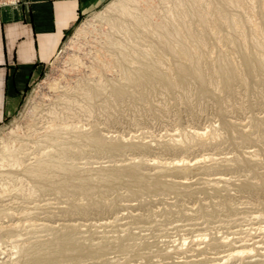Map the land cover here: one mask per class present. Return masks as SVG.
<instances>
[{"label":"rangeland","instance_id":"374dc122","mask_svg":"<svg viewBox=\"0 0 264 264\" xmlns=\"http://www.w3.org/2000/svg\"><path fill=\"white\" fill-rule=\"evenodd\" d=\"M169 1L108 0L82 15L33 68L15 109L8 110L0 97V260L5 264H37L27 248L67 230L83 249L44 264H264V0ZM129 12L149 14V22L136 24ZM113 20L129 24L127 30L114 29ZM168 24L184 39L180 45L159 33ZM195 62L208 80L204 84L191 74L179 77ZM224 63L235 68L227 83L221 76ZM117 86L125 88L119 99L113 94ZM56 123L68 126L60 135L70 141L68 154L51 140L59 135L48 133ZM72 127L95 132L105 146L79 142ZM11 139L15 142H4ZM6 145L23 158L20 168ZM48 154L75 167L70 181L85 177L89 191L34 192L37 180L27 170ZM118 171L121 175L113 176ZM55 172L56 180L64 175ZM234 249L242 253L230 256Z\"/></svg>","mask_w":264,"mask_h":264},{"label":"bare ground","instance_id":"6f19581e","mask_svg":"<svg viewBox=\"0 0 264 264\" xmlns=\"http://www.w3.org/2000/svg\"><path fill=\"white\" fill-rule=\"evenodd\" d=\"M123 1V0H122ZM130 1V0H129ZM133 1V0H132ZM136 1V0H135ZM145 1V0H144ZM164 1V0H163ZM169 1V0H168ZM185 1H187V0H185ZM184 1V2H185ZM193 1H195V0H193ZM207 1V0H206ZM210 2H211V0H209ZM226 1V0H225ZM225 1H223V2H225ZM231 1H234V0H231ZM238 1V0H237ZM236 1V2H237ZM240 1V0H239ZM117 2H119V1H117ZM140 2V1H139ZM170 3H171V1H169ZM192 2V1H191ZM215 2V1H214ZM125 3L126 2H122L121 3V8H123V10H126V11H128L129 9H128V7L127 6H125ZM164 3V2H163ZM179 3V2H178ZM188 3V2H187ZM190 3V2H189ZM194 3V2H193ZM201 3V2H200ZM205 3H208V2H205ZM179 4H181V3H179ZM185 4V3H184ZM229 4H233V2L232 3H229ZM235 4V3H234ZM233 4V5H234ZM114 5V4H113ZM112 5V6H113ZM127 5V4H126ZM166 5H167V3H166ZM187 5V4H186ZM193 6H195L194 4H192ZM200 5V4H199ZM202 5V4H201ZM208 5V4H207ZM207 5H206V7H207ZM215 5V4H214ZM213 5V6H214ZM223 5V4H222ZM225 5H226V2H225ZM118 6H120V5H118ZM131 6V5H130ZM154 6V5H153ZM177 6H180V8H181V5H178L177 4ZM183 6V5H182ZM111 7V6H110ZM158 7V6H157ZM172 7V6H171ZM185 7V6H184ZM205 7V8H206ZM234 7V6H233ZM118 8V10H119V7H117ZM144 8V7H143ZM167 8V7H166ZM179 8V9H180ZM201 8H203V7H201ZM211 7L209 6V9H210ZM226 8V7H225ZM231 8V7H230ZM116 9V8H115ZM145 9V8H144ZM160 9V8H159ZM159 9H157V11H159ZM165 9V8H164ZM213 10H214V7L212 8ZM219 9H220V7H219ZM113 10H114V8H113ZM167 10V9H166ZM182 10H184L183 8H182ZM189 10V9H188ZM223 10H224V8H223ZM169 11V10H168ZM174 11V10H173ZM185 11V10H184ZM205 11H207V10H205ZM204 11V12H205ZM210 11V13H211V10H209ZM219 11V10H218ZM225 11V10H224ZM110 12V11H109ZM165 12V11H164ZM189 12H191V11H189ZM113 13H115V12H113ZM126 13V12H125ZM130 13V15L134 18V20L136 21V24H140V22L141 21H143V20H145V21H148L149 22V18H150V16H149V14L148 15H142V14H140V13H137V12H133V13H131V12H129ZM197 13V12H196ZM207 13V12H206ZM209 13V14H210ZM219 13V12H218ZM172 14V13H171ZM187 14V13H186ZM193 14V13H192ZM205 14V13H204ZM124 15H126V14H124ZM162 15V14H161ZM185 15V14H184ZM207 15V14H206ZM223 15V14H222ZM221 15V16H222ZM119 16V13L117 14V17ZM166 16V15H165ZM171 16V15H170ZM186 16V15H185ZM194 16H197V15H194ZM199 16V15H198ZM198 16H197V18H198ZM209 16V15H208ZM116 17V16H115ZM213 17H214V15H213ZM219 17H220V15H219ZM236 17V16H235ZM120 18V17H119ZM171 18V17H170ZM182 18V17H181ZM185 18V17H184ZM206 18V17H205ZM207 18H209V17H207ZM221 18V17H220ZM122 19V18H121ZM121 19H120V21H121ZM163 19V18H162ZM188 19H189V17H188ZM187 19V20H188ZM194 19H196V18H194ZM238 19H239V17H238ZM243 19V17L241 18V20ZM112 20V19H111ZM111 20H110V22H111ZM171 20V19H170ZM173 20V19H172ZM171 20V21H172ZM177 20V19H176ZM182 20V19H181ZM207 20V19H206ZM205 20V21H206ZM221 20V19H220ZM169 21V20H168ZM169 22V23H172V22ZM175 21V20H174ZM174 21H173V23H174ZM186 21V20H185ZM196 21V20H195ZM194 21V22H195ZM202 21H203V19H202ZM217 21V20H216ZM236 21V20H235ZM244 21V20H243ZM125 22V21H124ZM128 22V21H127ZM167 22V21H166ZM176 22V21H175ZM187 22H189V21H187ZM207 22V21H206ZM205 22V23H206ZM211 22V21H210ZM219 21H217L216 23H218ZM226 22V21H225ZM251 22V21H250ZM113 23H114V20H113ZM113 23H111V25L113 24ZM126 23V22H125ZM125 23H114L113 24V28L114 29H117V31H119L120 29L122 30L123 29V31L124 30H127V26H129V24H127V26H125L124 24ZM179 23V22H178ZM131 24V23H130ZM151 24H152V22H151ZM181 24V23H180ZM220 24H221V21H220V23H219V27H220ZM223 24V23H222ZM227 24H229V23H227ZM236 22H232V26H236ZM256 24V23H255ZM142 25H143V23H142ZM142 25H140V27H142ZM145 25H147V24H145ZM153 25V24H152ZM182 25V24H181ZM184 25H185V23H184ZM189 25H191L190 23H189ZM194 25V24H193ZM204 25V24H203ZM209 25V24H208ZM217 25V24H216ZM132 26V25H131ZM130 26V27H131ZM149 26H151L150 25V23H149ZM192 26V25H191ZM211 26V25H210ZM241 26V25H240ZM170 27V25L168 24V25H163L162 26V28H161V31L159 32L161 35H163V37L164 38H170V39H173V41L177 44V45H180L181 43H182V41L184 40H181V38H179V37H177L176 35H174V32H172V30L169 28ZM175 27V26H174ZM183 27V26H182ZM188 27V26H187ZM239 27V26H238ZM242 27V26H241ZM240 27V28H241ZM244 27V26H243ZM258 27V26H257ZM256 27V28H257ZM132 28V27H131ZM136 28H138V27H136ZM142 28H144V27H142ZM172 28V27H171ZM189 28H190V26H189ZM204 28V27H203ZM255 28V27H254ZM111 29H112V27H111ZM134 29V28H133ZM132 29V30H133ZM139 29V28H138ZM146 29V28H145ZM175 29V28H174ZM173 29V30H174ZM188 29V28H187ZM113 30V29H112ZM130 30V29H129ZM184 30H185V28H184ZM193 30V29H192ZM237 30V29H236ZM140 31V30H139ZM143 30H141V32H142ZM178 31H179V28H178ZM183 31V30H182ZM200 31H202V30H200ZM203 31H205V30H203ZM83 32H85V31H83ZM125 32V31H124ZM136 32H137V30H136ZM150 32V31H149ZM152 32H154V31H152ZM193 32V31H192ZM116 33H118V32H116ZM129 33V32H128ZM140 33V32H139ZM155 33V32H154ZM187 33H189V32H187ZM187 33H185V34H187ZM194 33H195V31H194ZM203 33V32H202ZM112 34V33H111ZM115 34V33H114ZM122 34V33H121ZM120 34V35H121ZM158 34V33H157ZM157 34H155L156 36H157ZM176 34V33H175ZM196 34V33H195ZM199 34H200V32H199ZM109 35L110 34H108V37H109ZM118 35H119V33H118ZM134 35H137V33L136 34H134ZM189 35V34H188ZM190 35H191V33H190ZM197 35H198V33H197ZM203 35V34H202ZM153 36V35H152ZM159 36V35H158ZM186 36V35H185ZM208 36V35H207ZM114 37H115V35H114ZM130 37V36H129ZM190 37V36H189ZM202 37V36H201ZM200 37V38H201ZM110 38V37H109ZM116 38H117V35H116ZM155 38H157L158 39V37H155ZM183 38V37H182ZM192 38H193V34H192ZM112 39H113V37H112ZM188 39V37L186 38V40ZM191 39V38H190ZM190 39H188V40H190ZM194 39V38H193ZM203 39V38H202ZM205 39V38H204ZM158 40H160V39H158ZM117 41V40H116ZM128 41V40H127ZM134 41V40H133ZM162 41V40H161ZM164 41V40H163ZM162 41V42H163ZM201 41V40H200ZM114 42H115V40H114ZM113 42V43H114ZM122 42V41H121ZM124 43H125V41H123ZM122 42V43H123ZM129 42V41H128ZM131 42V41H130ZM172 42V41H171ZM189 42V41H188ZM197 42H198V39H197ZM105 43H108L107 41L105 42ZM112 43V42H111ZM132 43V42H131ZM134 43V42H133ZM189 43H191V42H189ZM201 43V42H200ZM121 44V43H120ZM156 44V43H155ZM159 44H160V42H159ZM187 44V43H186ZM110 45V44H109ZM123 45V44H122ZM131 45V44H130ZM157 45V44H156ZM113 46V45H112ZM163 45H161L160 47H162ZM189 46V45H188ZM194 46V45H193ZM204 46V45H203ZM203 46H201V49H202V47ZM118 47H120V46H118ZM123 47V46H122ZM152 47V46H151ZM151 47H149V48H151ZM154 47V46H153ZM157 47H159V46H157ZM166 47V46H165ZM179 47V46H178ZM177 47V48H178ZM198 47H200V46H198ZM115 48H116V46H115ZM148 48V47H147ZM195 48H197V46H195ZM135 49V48H134ZM155 49V48H154ZM168 49H169V47H168ZM180 49V48H179ZM184 49V48H183ZM186 49V48H185ZM205 49V48H204ZM246 49V48H245ZM132 50V49H131ZM152 50V49H151ZM150 50V51H151ZM161 50V49H160ZM182 50V49H181ZM190 50V49H189ZM193 51H194V49H192ZM196 50V49H195ZM141 51V50H140ZM157 52H158V50H156ZM173 51H177L176 50V48L174 47V49H173ZM196 51H198V49L196 50ZM139 52V51H138ZM178 52V51H177ZM177 52H176V54H177ZM179 52H181V51H179ZM190 52H192V51H190ZM195 52V51H194ZM204 52V51H203ZM249 52V51H248ZM156 53V52H155ZM244 53H246V52H244ZM158 54V53H157ZM189 54H191V53H189ZM203 54V53H202ZM156 55V54H155ZM182 55H184V54H182ZM199 55V54H198ZM198 55H196V57L198 56ZM247 55V54H246ZM177 56V55H176ZM180 56H181V54H180ZM185 56H187V55H185ZM206 56V55H205ZM204 56V57H205ZM127 57V56H126ZM161 57V56H160ZM175 57V56H174ZM182 57V56H181ZM242 57H243V55H242ZM195 58V57H194ZM198 58V57H197ZM199 58H201V56L199 57ZM198 58V59H199ZM206 58V57H205ZM259 58H261V57H259ZM98 59V58H97ZM183 59H184V57H183ZM133 60V59H132ZM146 60V59H145ZM157 60V59H156ZM156 60L154 61V63L156 62ZM161 60V59H160ZM178 60V59H177ZM176 60V61H177ZM186 60H188V59H186ZM192 60V59H191ZM194 60V59H193ZM192 60V61H193ZM205 60V59H204ZM229 60V59H228ZM233 60V59H232ZM151 61H153V59L151 60ZM175 61V62H176ZM201 61V60H200ZM217 61V60H216ZM225 61V60H224ZM231 61V60H230ZM246 61H247V63H248V58H247V56H246ZM113 62V61H112ZM142 62V61H141ZM157 62H159V61H157ZM161 62H162V60H161ZM179 63H180V59H179ZM191 63V62H190ZM203 63V62H202ZM214 63V65L216 64V62H213ZM222 63V62H221ZM234 63V62H233ZM113 64V63H112ZM135 64V63H134ZM143 64V63H142ZM153 64V63H152ZM175 64H177V63H175ZM181 64V63H180ZM225 64V63H224ZM253 64V63H252ZM109 65V64H108ZM154 65V64H153ZM162 65V64H161ZM216 65H218V64H216ZM215 65V66H216ZM223 65V64H222ZM248 66H247V69H248V71L249 72H251L252 70H253V67L250 65V63H248L247 64ZM145 66V65H144ZM159 66V65H158ZM142 67V66H141ZM149 67L150 66H148L147 68L149 69ZM155 67V66H154ZM161 67V66H160ZM187 67V66H186ZM236 67V66H235ZM255 67V66H254ZM151 68H153V67H151ZM184 69L180 72V74H179V77H180V79H183L185 76H187L188 74H191V75H194L198 80H199V82H201V83H206V81H208V80H206L205 79V77H204V75H203V72H202V70H203V68H202V70H201V67H200V64H199V62H195L193 65H192V67L188 70V69H185V67H183ZM218 68H219V66H218ZM177 70H178V68H176ZM205 69V68H204ZM234 65L232 66V64H225V67L223 66V69H222V79L227 83V82H230L232 79H233V77H234V75H235V71H234ZM145 70V69H144ZM154 70H156V69H154ZM157 70H159V69H157ZM156 70V71H157ZM148 71V70H147ZM175 71V70H174ZM257 71H258V69H257ZM120 72V71H119ZM177 71H175V73H176ZM256 72V71H255ZM264 72V71H263ZM138 73V72H137ZM160 73V72H159ZM262 73V72H261ZM177 74V75H178ZM205 74V73H204ZM250 74V73H249ZM255 74V73H254ZM158 75V74H157ZM172 75V74H171ZM212 75H213V73H212ZM217 75V74H216ZM140 77H142V75H140ZM160 77H161V80L166 84V85H173V82H171V81H169V80H167L168 79V77H167V79H165V77H163L162 76V73H161V75H160ZM169 77H170V75H169ZM175 77H177V76H175ZM218 77V76H217ZM158 78V77H157ZM171 78V77H170ZM178 78V77H177ZM186 78V77H185ZM192 78V77H191ZM208 78V77H207ZM159 79V78H158ZM176 79V78H175ZM190 79V78H189ZM217 79V78H216ZM172 80H173V78H172ZM187 80V79H186ZM156 82V81H155ZM174 82H175V80H174ZM179 82V81H178ZM131 83V82H130ZM130 83H128V84H130ZM152 83V82H151ZM175 83H177V82H175ZM174 83V84H175ZM184 83V82H183ZM189 83V82H188ZM108 84H109V82H108ZM118 84V83H117ZM120 84V83H119ZM160 84V83H159ZM209 84V83H208ZM113 86V85H112ZM177 86V85H176ZM185 86V85H184ZM170 87V86H169ZM230 87V86H229ZM130 89V88H129ZM111 90V89H110ZM114 96H116V98H118L119 99V97H121L122 96V94L125 92V88L124 87H121V86H117V87H115L114 88ZM134 91V90H133ZM99 92V91H98ZM201 94V93H200ZM88 95H89V99H92L93 97H94V95H93V93L91 92V93H88ZM126 95V94H125ZM113 96V97H114ZM123 97H125L124 95H123ZM115 98V97H114ZM72 102V101H71ZM74 102V101H73ZM83 102H86V101H83ZM79 103V102H78ZM77 103V104H78ZM73 104V103H72ZM71 104V105H72ZM76 104V103H75ZM87 104H89V103H87ZM69 105V104H68ZM83 105V104H82ZM94 105V104H93ZM92 105V106H93ZM80 107V106H79ZM85 107V105H83V107H81L82 109ZM85 109V108H84ZM83 109V110H84ZM87 109V108H86ZM89 109V108H88ZM91 110H93L92 108H91ZM54 112V111H53ZM65 112V111H64ZM52 113V112H51ZM56 113V112H55ZM54 113V114H55ZM69 113V112H68ZM57 114V113H56ZM67 114V113H66ZM65 114V115H66ZM90 114V113H89ZM58 115V114H57ZM57 115H56V117H57ZM64 116V115H63ZM61 117H62V115H61ZM50 119V118H49ZM56 120H57V118H55ZM51 120H52V118H51ZM54 123V122H53ZM53 123H51V124H53ZM62 123H64L63 121H62ZM55 124V123H54ZM57 124V123H56ZM59 124V125H58ZM57 125H53L52 127H51V132H48V133H53L54 135L56 134V135H59V138H60V135L61 134H64L66 131H68V126H64V124H61L60 125V123H58ZM34 125V124H33ZM69 125V124H68ZM36 126V125H35ZM35 126H33V127H35ZM49 126V125H48ZM74 126V125H73ZM69 128H70V126H69ZM73 128V127H72ZM74 130L73 131H75L77 128H73ZM95 129V128H94ZM34 131H32V132H35V129H33ZM72 130V129H71ZM38 131V130H37ZM22 132V131H21ZM44 132V131H43ZM76 132V139L80 142H82V141H88V142H90V143H98L99 144V142H103L104 141V139H102V137H99L95 132H92V133H84V132H82V131H78V129L75 131ZM85 132H88V131H85ZM48 133H46V134H48ZM68 133H70V132H68ZM67 133V134H68ZM197 133V132H196ZM199 133V132H198ZM202 133V132H201ZM24 134L22 133V134H19V137H21V136H23ZM31 136V135H30ZM45 136V135H44ZM68 136H70V135H68ZM203 136V135H202ZM24 137V136H23ZM33 137V136H32ZM45 137H47V136H45ZM56 137V136H55ZM64 137V136H63ZM63 137H61V138H63ZM74 137V136H73ZM27 138H29V137H27ZM58 137L57 138H51V140H53V142H55V146H57V148H58V150L61 152V153H63V154H68L71 150V148H70V146L71 145H69V143L68 142H70L69 140H62L61 138V140L59 139ZM66 138H67V136H66ZM74 138V139H75ZM30 139V138H29ZM73 139V140H74ZM22 140H23V138H22ZM45 140V139H44ZM43 140V141H44ZM73 140H71V141H73ZM78 141H76V142H78ZM4 142H15V139H11V140H9V141H5L4 140ZM27 142V141H26ZM30 142V141H29ZM36 142H38V141H36ZM52 142V143H53ZM85 142V143H86ZM107 142H109V141H107ZM75 143V142H74ZM92 143V144H93ZM10 145H11V143H9ZM13 144V143H12ZM40 144V143H39ZM95 145H97V144H95ZM100 145V144H99ZM103 145H104V142H103ZM109 144H107V146H108ZM115 145V144H114ZM5 146V145H4ZM100 146H102V145H100ZM105 146V145H104ZM112 146H113V144L111 143V149H112ZM116 146H117V143H116ZM113 147H115V146H113ZM100 148H102V147H100ZM108 148V147H107ZM6 151H7V153H8V155H9V157H11V161H12V163H13V165L14 166H19V165H21V159H23V158H19L18 157V154H19V152H18V154H16V151L14 150V149H12V148H10L9 146H7L6 145ZM16 149V148H15ZM109 149V148H108ZM114 149V148H113ZM20 150V149H19ZM57 150V149H56ZM18 151V150H17ZM21 152V151H20ZM48 156H49V154H48ZM37 162L35 163V165L33 166V167H31L29 170H27L29 173H31L32 174V176H34L35 178H36V180H37V186H36V188H34L33 189V191L35 192V190L37 191L38 190V188L39 189H56V190H59V192H61V193H65V192H70V191H73V192H88L89 191V189H88V187H87V182H86V180H85V177H84V179H80L79 181L77 180V179H75V180H77L78 182L77 183H72L71 181H70V177H71V175L76 171V168L75 167H73V166H70V165H67V164H65V163H63V162H61V161H59V160H57L56 158L54 159V157H51V155L49 156V157H46V158H43V159H40L39 158V160H36ZM24 162V161H23ZM2 164V163H1ZM3 166H5V165H8V160H4L3 161V164H2ZM72 165V164H71ZM13 166V167H14ZM29 166H32V165H29ZM10 167V166H9ZM23 167H24V165H23ZM131 167V166H130ZM16 168V167H15ZM19 168H20V166H19ZM112 169V168H111ZM110 169V170H111ZM113 170V169H112ZM115 170H116V168H115ZM55 171H61V173H63L64 175H63V177H60L58 180H56L57 178H55L54 176L56 175H54V172ZM79 171V170H78ZM121 171V170H120ZM120 171H118V172H116V174H114L113 176H120L121 175V172ZM128 171V170H127ZM135 171V170H134ZM28 172H26V173H28ZM113 172V171H112ZM111 172V173H112ZM123 172V171H122ZM126 172V171H125ZM132 172H133V170H132ZM25 173V172H24ZM55 173H58V172H55ZM80 173V172H79ZM102 173V172H101ZM115 173V172H114ZM128 173V172H127ZM60 174V173H59ZM81 174H83V173H81ZM80 175V174H79ZM84 175V174H83ZM90 175V174H89ZM88 175V176H89ZM128 175H130L129 173H128ZM98 176H100V174L98 175ZM75 177V176H74ZM77 177H78V175H77ZM80 177H81V175H80ZM110 177H112V176H110ZM122 177V176H121ZM130 177V176H129ZM135 177V176H134ZM138 177V176H137ZM136 177V178H137ZM34 178V179H35ZM55 178V179H54ZM103 178V177H102ZM106 178V177H105ZM128 178V177H127ZM142 178V177H141ZM91 179V178H90ZM99 179H101V178H99ZM109 179V178H108ZM92 180V179H91ZM103 180V179H102ZM131 180V179H130ZM99 181H101V180H99ZM105 181V180H104ZM107 181V180H106ZM110 181H111V179H110ZM120 181V180H119ZM108 182V181H107ZM114 182V181H113ZM132 182V181H131ZM135 182H137V181H135ZM141 182H142V180H141ZM148 182V181H147ZM152 182V181H151ZM155 182V181H154ZM157 182V181H156ZM96 183H98V182H96ZM101 183H103V182H101ZM109 183V182H108ZM112 183V182H111ZM114 183H116V182H114ZM140 183V182H139ZM146 183V182H145ZM144 183V184H145ZM98 184H100V183H98ZM104 184H105V182H104ZM110 184V183H109ZM157 184V183H156ZM93 185V184H92ZM91 185V186H92ZM116 185H118V184H116ZM128 185V184H127ZM134 185V184H133ZM142 185V184H141ZM140 185V186H141ZM94 186V185H93ZM106 186V185H105ZM111 186V185H110ZM113 186H115V184L113 185ZM139 186V187H140ZM146 186H147V184H146ZM151 186V185H150ZM150 186H147L148 188L150 187ZM155 186V185H154ZM31 187V186H30ZM95 187V186H94ZM103 187V186H102ZM109 187V186H108ZM136 187H137V185H136ZM156 188H160V185L159 184H157L156 186H155ZM104 188V187H103ZM106 188H107V186H106ZM115 188V187H114ZM113 189V188H112ZM136 189H138V187L136 188ZM161 189V188H160ZM97 190V189H96ZM32 191V192H33ZM99 191V190H98ZM130 191H131V187H130ZM31 192V193H32ZM99 192H101V191H99ZM27 193H29V192H27ZM31 193H29V194H31ZM60 193V194H61ZM132 193H134V192H132ZM136 193V192H135ZM134 193V194H135ZM70 194V193H69ZM75 209V208H74ZM85 209V208H84ZM2 228V227H1ZM69 228V227H68ZM9 230V229H8ZM65 232V231H64ZM53 236H54V234H53ZM52 239V238H51ZM45 241H47L46 243H43V244H36L35 246H32V247H30V249H28L27 248V254H28V258H30V259H32V258H34L35 259V261H37L38 263H42L43 262V264H44V262L45 261H48V262H50L49 260H51L52 261V259H57V258H61V257H65V256H69L70 258H71V255H72V253H74V251H76L77 250V252H76V254L75 255H77V253H78V250H82L83 249V247H82V245H80V243H79V240L76 238V236L72 233V232H69L68 230H67V232H65V233H59V234H56L55 235V237L51 240V241H49L48 242V240H45ZM37 242V241H36ZM35 242V243H36ZM41 243V242H40ZM121 243V242H120ZM123 243V242H122ZM26 244V243H25ZM124 244V243H123ZM24 247V246H23ZM88 247V246H87ZM103 247H104V245H103ZM110 247V246H109ZM115 247H116V245H115ZM21 248V247H20ZM99 248V247H98ZM244 248V247H243ZM251 248V247H250ZM22 249V248H21ZM84 249H86V248H84ZM92 249V248H91ZM102 249V248H101ZM108 249V248H107ZM250 250V249H249ZM20 251V250H19ZM86 251V250H85ZM104 251H106V250H104ZM21 252V251H20ZM95 252V251H94ZM98 252V251H97ZM103 252V251H102ZM85 253V252H84ZM93 253V252H92ZM242 253V250H235L234 249V252H231L230 253V256H233L234 254L235 255H239V254H241ZM247 253V252H246ZM245 253V254H246ZM89 254V253H88ZM0 255H1V253H0ZM80 255V254H79ZM78 255V256H79ZM84 255V254H83ZM73 256V255H72ZM81 256H82V252H81ZM248 256V255H247ZM1 257V256H0ZM74 257V256H73ZM23 258V257H22ZM68 258V257H67ZM0 259H2V258H0ZM241 259V258H240ZM4 261V260H3ZM34 261V260H33ZM56 261V260H55ZM57 261H59V260H57ZM26 262V261H25ZM53 262V261H52ZM37 263V264H38ZM0 264H5V261L4 262H2L1 260H0ZM7 264V263H6ZM34 264V263H33Z\"/></svg>","mask_w":264,"mask_h":264},{"label":"crops","instance_id":"0c3cea01","mask_svg":"<svg viewBox=\"0 0 264 264\" xmlns=\"http://www.w3.org/2000/svg\"><path fill=\"white\" fill-rule=\"evenodd\" d=\"M108 0H0V97L15 109L34 67L77 20Z\"/></svg>","mask_w":264,"mask_h":264}]
</instances>
